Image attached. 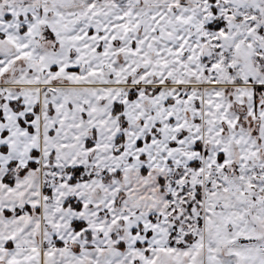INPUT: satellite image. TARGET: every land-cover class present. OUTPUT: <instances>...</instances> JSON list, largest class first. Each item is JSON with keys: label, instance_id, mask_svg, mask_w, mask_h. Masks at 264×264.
Segmentation results:
<instances>
[{"label": "snow or ice", "instance_id": "1", "mask_svg": "<svg viewBox=\"0 0 264 264\" xmlns=\"http://www.w3.org/2000/svg\"><path fill=\"white\" fill-rule=\"evenodd\" d=\"M0 264H264V0H0Z\"/></svg>", "mask_w": 264, "mask_h": 264}]
</instances>
